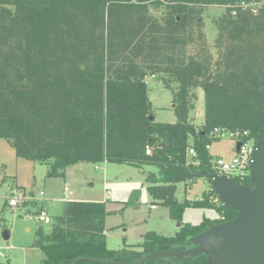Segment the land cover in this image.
<instances>
[{
    "label": "trees",
    "instance_id": "16d2710c",
    "mask_svg": "<svg viewBox=\"0 0 264 264\" xmlns=\"http://www.w3.org/2000/svg\"><path fill=\"white\" fill-rule=\"evenodd\" d=\"M242 2L260 6L252 14ZM210 6L224 9L213 20L215 56L203 32ZM159 8L160 16L152 15ZM148 76L172 92L176 123L149 119ZM197 89L204 102L199 129L189 120ZM215 129L246 132L245 140L264 134V0H0V139L12 143L17 158L45 165L47 178H63L79 163L152 166L146 189L169 218L180 223L186 207L218 215L180 223L171 237L147 232L140 252L127 245L111 250L105 202L67 201L49 234L41 226L35 231L41 264L133 263L152 252L184 250L191 237L233 220L237 213L220 204L202 174H214L207 147L220 140ZM200 178L209 189L178 202L177 185ZM234 181L252 187L249 175Z\"/></svg>",
    "mask_w": 264,
    "mask_h": 264
},
{
    "label": "rangeland",
    "instance_id": "374dc122",
    "mask_svg": "<svg viewBox=\"0 0 264 264\" xmlns=\"http://www.w3.org/2000/svg\"><path fill=\"white\" fill-rule=\"evenodd\" d=\"M150 11L158 17L162 9ZM223 12L221 7L210 6L202 15L203 32L213 56L217 34L213 20ZM145 84L154 121L162 124L176 123L172 111V92L164 87L161 80L151 76L146 78ZM195 93L197 100L189 120L199 129L204 121V102L202 91L197 89ZM209 152L229 162L236 153L235 143L231 139L222 138L210 145ZM149 172L155 173L156 169L152 166L137 169L118 163H79L67 167L63 178H47L45 165L17 158L12 143L0 139V264H41L44 257L32 245L34 234L39 226L45 234H49L52 228V222L41 224L34 219H25L19 209L4 208V196L10 187H17L27 196L33 194L37 200L32 199V207L41 206L52 221L62 214L65 186L72 192L71 201L105 202L106 246L111 250L127 245L134 252H139V245L147 232L171 237L180 223L197 225L204 218H217L215 210L200 207H186L180 223L169 218L167 208L154 204L147 192L144 179ZM208 189L209 183L202 178L191 183L190 187L179 183L175 198L180 203L192 201L199 199L201 193ZM106 191L109 196L105 195ZM40 192L44 194L43 197H39ZM5 231L8 232V240L2 237Z\"/></svg>",
    "mask_w": 264,
    "mask_h": 264
},
{
    "label": "water",
    "instance_id": "95a60500",
    "mask_svg": "<svg viewBox=\"0 0 264 264\" xmlns=\"http://www.w3.org/2000/svg\"><path fill=\"white\" fill-rule=\"evenodd\" d=\"M149 119L153 120V117ZM239 147L240 143H237L236 150ZM202 174L211 180L212 190L220 204L237 213L233 220L191 237L186 249L181 251L152 252L133 263L78 258L71 264L78 261L100 264H150L155 260L187 262L201 255L209 256L210 264H264V134L256 139L249 171L251 188L225 175ZM2 237L8 240V232H3Z\"/></svg>",
    "mask_w": 264,
    "mask_h": 264
},
{
    "label": "built area",
    "instance_id": "2783aa9c",
    "mask_svg": "<svg viewBox=\"0 0 264 264\" xmlns=\"http://www.w3.org/2000/svg\"><path fill=\"white\" fill-rule=\"evenodd\" d=\"M259 4L256 3H244L240 4V8L242 10H248L252 14H256L257 9L259 8ZM232 15H235V11L231 12ZM154 78V76H151ZM214 134L222 138H228L234 141L235 148L236 144L240 143V147L236 150L235 156L231 159V161L227 162L221 158H214L212 161V168L214 170V174L217 175H225L229 178L240 179L242 180L245 176L249 175L250 164L252 162V157L256 147V141L245 140L247 136L246 132H228L226 130L215 129ZM209 147H207L208 149ZM145 154L149 155L150 150L146 147ZM189 156H194L192 150L188 152ZM43 193H39V197H43ZM106 196H109V192L106 191ZM63 201H71L70 197L72 196V192L69 190L67 186L63 188ZM32 199L34 195L27 196L23 191L19 190L17 187H10L9 192L4 196V202L7 207L13 210H21L25 219H34L38 223L41 224H50L52 222L51 218L48 216L47 212L41 207L34 208L32 207Z\"/></svg>",
    "mask_w": 264,
    "mask_h": 264
},
{
    "label": "crops",
    "instance_id": "0c3cea01",
    "mask_svg": "<svg viewBox=\"0 0 264 264\" xmlns=\"http://www.w3.org/2000/svg\"><path fill=\"white\" fill-rule=\"evenodd\" d=\"M146 80V79H145ZM209 150H210V147L208 148V152H209ZM209 154L213 157V158H219V157H217L216 155L215 156H213L210 152H209ZM74 201H81V200H74ZM94 202H99V201H94ZM153 208V207H152ZM178 228V227H177ZM105 238H106V233H105ZM109 249V248H108ZM140 252V251H139Z\"/></svg>",
    "mask_w": 264,
    "mask_h": 264
}]
</instances>
